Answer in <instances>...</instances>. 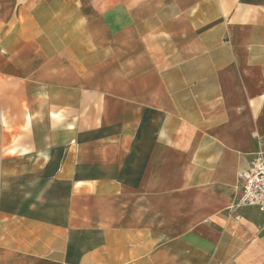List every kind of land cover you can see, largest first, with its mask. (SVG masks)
<instances>
[{
  "label": "crops",
  "instance_id": "0c3cea01",
  "mask_svg": "<svg viewBox=\"0 0 264 264\" xmlns=\"http://www.w3.org/2000/svg\"><path fill=\"white\" fill-rule=\"evenodd\" d=\"M257 153L264 0H0V264H264Z\"/></svg>",
  "mask_w": 264,
  "mask_h": 264
},
{
  "label": "built area",
  "instance_id": "2783aa9c",
  "mask_svg": "<svg viewBox=\"0 0 264 264\" xmlns=\"http://www.w3.org/2000/svg\"><path fill=\"white\" fill-rule=\"evenodd\" d=\"M242 195L236 208L253 206L264 212V154L257 153L247 169L239 173Z\"/></svg>",
  "mask_w": 264,
  "mask_h": 264
}]
</instances>
